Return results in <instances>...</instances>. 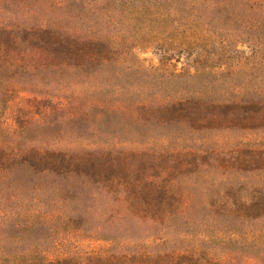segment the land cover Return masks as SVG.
<instances>
[{"label":"rangeland","instance_id":"374dc122","mask_svg":"<svg viewBox=\"0 0 264 264\" xmlns=\"http://www.w3.org/2000/svg\"><path fill=\"white\" fill-rule=\"evenodd\" d=\"M122 254L264 264V0H0V261Z\"/></svg>","mask_w":264,"mask_h":264},{"label":"trees","instance_id":"16d2710c","mask_svg":"<svg viewBox=\"0 0 264 264\" xmlns=\"http://www.w3.org/2000/svg\"><path fill=\"white\" fill-rule=\"evenodd\" d=\"M245 1V0H241ZM251 2L252 0H247ZM253 3V2H252ZM223 9H227L228 6L225 4H220ZM33 264L31 262H21V261H0V264ZM34 264H81L78 259H62V260H41L38 263ZM87 264H139L138 261H136L134 258L129 257V255H109V256H104V257H97V258H92Z\"/></svg>","mask_w":264,"mask_h":264}]
</instances>
